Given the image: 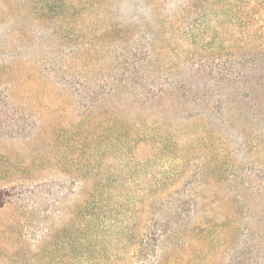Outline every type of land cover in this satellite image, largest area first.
I'll use <instances>...</instances> for the list:
<instances>
[{
	"label": "rangeland",
	"instance_id": "obj_1",
	"mask_svg": "<svg viewBox=\"0 0 264 264\" xmlns=\"http://www.w3.org/2000/svg\"><path fill=\"white\" fill-rule=\"evenodd\" d=\"M145 17L164 21L149 44L164 69L181 52L264 43V0H0V264H264L254 131H196L197 144L171 149L99 144L114 55L96 38Z\"/></svg>",
	"mask_w": 264,
	"mask_h": 264
},
{
	"label": "trees",
	"instance_id": "obj_2",
	"mask_svg": "<svg viewBox=\"0 0 264 264\" xmlns=\"http://www.w3.org/2000/svg\"><path fill=\"white\" fill-rule=\"evenodd\" d=\"M132 22L126 26L113 23L105 36L101 31L96 38L100 48L112 43L114 55L113 74H101L103 84L98 91L108 95L100 106H109L105 116L96 120L103 148L116 142L129 149L128 138L134 145L146 142L148 148L171 149L178 141L196 143L191 139L196 131L206 137L211 129L223 126L238 130L240 137L244 134L241 130H249L264 139V43L254 48L229 45L224 51L209 47L181 52L173 55L179 64L164 69L159 58L164 49L155 52L149 47L153 33L164 21L145 17L139 23ZM138 31L140 39H135ZM143 37L147 45L130 44ZM121 106L125 113L146 115H120ZM169 109L173 114L183 112L198 123L173 127L172 119L158 117ZM204 123L209 126L205 128ZM204 136L197 141L204 142ZM223 161L228 163V158ZM7 196V191L0 189V207Z\"/></svg>",
	"mask_w": 264,
	"mask_h": 264
}]
</instances>
